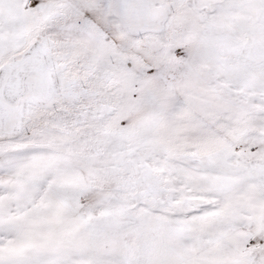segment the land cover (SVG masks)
Instances as JSON below:
<instances>
[{
  "label": "snow or ice",
  "instance_id": "1",
  "mask_svg": "<svg viewBox=\"0 0 264 264\" xmlns=\"http://www.w3.org/2000/svg\"><path fill=\"white\" fill-rule=\"evenodd\" d=\"M0 264H264V0H0Z\"/></svg>",
  "mask_w": 264,
  "mask_h": 264
}]
</instances>
